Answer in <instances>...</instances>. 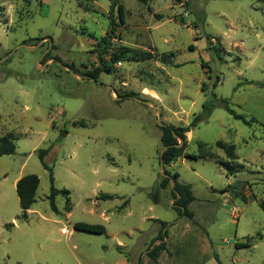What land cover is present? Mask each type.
Wrapping results in <instances>:
<instances>
[{
    "label": "rangeland",
    "instance_id": "374dc122",
    "mask_svg": "<svg viewBox=\"0 0 264 264\" xmlns=\"http://www.w3.org/2000/svg\"><path fill=\"white\" fill-rule=\"evenodd\" d=\"M89 1L0 0V139L16 145L0 156V264H264V0ZM213 95L212 115L165 167L192 185L190 220L175 210L174 183L159 186L157 120L186 127ZM200 142L216 157L189 158ZM48 148L56 188L71 192L58 214L39 158ZM28 175L40 185L23 220L16 180ZM157 220L169 225L163 240Z\"/></svg>",
    "mask_w": 264,
    "mask_h": 264
},
{
    "label": "trees",
    "instance_id": "16d2710c",
    "mask_svg": "<svg viewBox=\"0 0 264 264\" xmlns=\"http://www.w3.org/2000/svg\"><path fill=\"white\" fill-rule=\"evenodd\" d=\"M78 4L80 6H84L87 9H91V4L89 0H77ZM141 3L147 4L148 2L152 0H138ZM111 12L114 11V5H111ZM114 22V21H113ZM114 24V23H113ZM111 33H115V29L113 28ZM103 43V49L99 50V54L107 53V45L109 44L107 41V38H104L102 41ZM193 49V47H191ZM119 58H127V55L124 54L123 56H118ZM116 58L115 60H120L119 58ZM141 60H147L149 58H152V55L150 53H143L140 56ZM162 58L164 60H167L168 56L163 55ZM132 60H136L135 58H132ZM107 71L111 70V67L106 68ZM92 78L97 79V74H93L91 76ZM214 99H210L206 101L202 106V112L199 115H196L191 123L186 127H179V128H173L171 126L161 127L162 130V137H161V143L163 147H167V150L163 154V163L165 167H169L178 157H180L186 150L188 139L187 134L191 132L192 128H196L202 121L205 119H208L211 115L213 110L216 107V95H213ZM221 103L225 105L226 110L230 115H232L236 119H241L244 122L245 119L242 115L236 114L235 111H233L228 103L227 99H221ZM247 123V122H246ZM175 134L177 137H175ZM178 138L183 139L182 146H179L180 141ZM198 154L195 155H189V158H192V160H206V158H215L216 154L210 150V146H208L205 143H198ZM216 146L221 149L225 155L229 158L230 162L238 161L239 157L236 153V147L233 144H226L222 141H218L216 143ZM51 151V148L48 149H41L39 150V158L43 165V167L49 171L50 173V180H51V189H50V195H49V202L50 206L53 212L56 214L59 213L57 208V197L63 196L65 198H69L71 195V192L69 190L63 189H57L55 186V181L53 177V170L51 167L48 166L46 163V157ZM16 153V145L15 143L9 138L4 137L0 139V156L3 155H13ZM165 173L167 175H170V178L164 177L162 181L160 182L159 186L161 189H166L170 185V180L172 179L174 181V187H173V196L175 197V210L178 212L179 217H187L190 220L194 219V213L189 209L191 203H193L196 198L192 189L191 184L183 183L179 181V174L174 173L171 175V173L165 169ZM40 185V180L38 176L36 175H28L23 178H21L17 184H16V190L19 197V204L20 208L22 210V216L21 219L27 220L28 219V212L32 209L33 205L36 202V194L38 191ZM233 187V186H232ZM100 199L103 200H113L114 196L111 195H102ZM261 210L264 212V199L260 200L258 203ZM67 211L69 212V208H67ZM158 221V220H157ZM161 225L160 234L157 239H162L167 237V232L163 233V230L167 228L169 225L167 222L164 221H158ZM75 230L84 231L88 233H95V234H102L105 232V228L101 225H90L85 223H76L74 225ZM237 248H250L251 244H237ZM166 244L161 243L160 245L156 246L155 248L151 249L147 256L153 260L157 261L161 253L166 251Z\"/></svg>",
    "mask_w": 264,
    "mask_h": 264
},
{
    "label": "water",
    "instance_id": "95a60500",
    "mask_svg": "<svg viewBox=\"0 0 264 264\" xmlns=\"http://www.w3.org/2000/svg\"><path fill=\"white\" fill-rule=\"evenodd\" d=\"M51 43H52V42H51ZM136 100H138V101H140V102H144V101H142V100H140V99H138V98H136ZM145 103H148V104L152 105V107H153V109H154V112L156 113V106H155V104H153V103H151V102H145ZM157 123H158V125H159L160 127H166V126H167L166 124L161 123V122L158 121V120H157ZM175 137H177L176 134H175ZM178 139H179V141H180L179 146H182L183 139H182V138H178ZM166 150H167V147H164L163 150L161 151V154H160V171H161V175H162L163 177L170 178V175H167V174L165 173V165H164V163H163V154L165 153ZM173 183H174V181L171 179L170 184L172 185ZM165 231H166V229H164V233H165ZM165 240H166V239H165ZM165 240H164V241H165ZM161 242H163V241H161Z\"/></svg>",
    "mask_w": 264,
    "mask_h": 264
},
{
    "label": "crops",
    "instance_id": "0c3cea01",
    "mask_svg": "<svg viewBox=\"0 0 264 264\" xmlns=\"http://www.w3.org/2000/svg\"><path fill=\"white\" fill-rule=\"evenodd\" d=\"M19 180L17 179L16 182H18Z\"/></svg>",
    "mask_w": 264,
    "mask_h": 264
}]
</instances>
